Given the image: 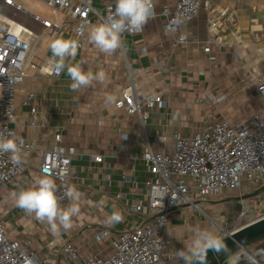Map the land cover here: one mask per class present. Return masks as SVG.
<instances>
[{
  "label": "crops",
  "instance_id": "obj_1",
  "mask_svg": "<svg viewBox=\"0 0 264 264\" xmlns=\"http://www.w3.org/2000/svg\"><path fill=\"white\" fill-rule=\"evenodd\" d=\"M108 1L94 0V4L103 8ZM210 1L214 10L226 7L236 14V21L222 32V40L212 45L215 61H210L204 51L212 12L202 9L188 24L189 42L175 44L174 35L164 31L165 17L161 14L165 7L173 8L175 0H155L156 16L141 33L123 34V48L111 55L101 53L89 40L91 27L98 23L88 28L84 46L78 48L75 58L66 62L79 64L84 71L91 70L94 74L103 70L106 81H93L91 86L72 91L66 70L61 76H53L48 70L53 62L52 40L59 36L76 40L75 21L69 17L66 28L51 34L32 13L15 10L2 0L0 14L15 21L16 29L20 24L32 32L31 62L36 65H28L26 79L17 85V113L11 126L20 136L34 140L39 149L24 158L23 170L14 180L0 185V214L8 235L20 240L40 259L47 258L45 264H68L62 246L69 240L77 245L82 257L98 252L107 256L113 251L112 241L118 231L143 222L144 214L133 212L130 205H146L148 168L143 154L148 143L156 151H170L176 131L190 133L224 120L238 124L262 107L256 87L264 74V0ZM43 32L51 40L41 38ZM127 62L137 69V89L160 95L166 102L165 107L149 109L144 125L138 115L129 114L117 105L121 89L130 80ZM30 92L39 93L34 118L25 103ZM109 96L114 99L108 101ZM174 113L178 118L173 117ZM57 133L62 134L65 143L76 147L70 185L80 193L76 201L80 213L73 217L71 230L54 235L47 223L16 207L13 193L33 186L41 176V155L55 144ZM93 155H101L102 161H94ZM249 189L251 192L255 187L245 181L234 191L246 194ZM227 198L212 197L205 202L229 201ZM69 203L66 199L61 206ZM254 207L204 206L211 212L208 215L203 209L189 205L174 208L162 232L166 241L165 259L183 264L176 252L190 244L195 229L212 228L218 235L213 219L224 222L242 208L251 212ZM223 208L225 214L221 213ZM113 211L121 213L122 220L108 225L107 218ZM103 228L111 229L112 235L96 241V234Z\"/></svg>",
  "mask_w": 264,
  "mask_h": 264
},
{
  "label": "built area",
  "instance_id": "obj_2",
  "mask_svg": "<svg viewBox=\"0 0 264 264\" xmlns=\"http://www.w3.org/2000/svg\"><path fill=\"white\" fill-rule=\"evenodd\" d=\"M15 10H23L14 0H3ZM46 4L62 11L74 22V35L79 47L85 43L86 33L95 22L102 23L114 12L115 0H109L103 8L94 4V0H44ZM153 0V17L156 16ZM204 9L212 12L209 19V36L204 51L210 61H215L212 45L222 40V32L236 21V14L229 8H212L210 0H175L173 8L165 7L161 14L165 17L164 31L174 35L175 44L189 42L187 27L190 21ZM51 34L59 33L68 21L52 22L49 19L32 14ZM152 17V18H153ZM143 31V30H142ZM127 35H135L138 33ZM32 34L26 28L17 30L0 14V134L13 137L18 144L22 141L20 159L13 160L11 153L0 154V185L14 180L23 170L24 158L39 148L34 140L20 136L11 126L17 113L16 88L26 79V69L31 62ZM123 48V39L122 46ZM128 61V60H127ZM53 62H51L52 66ZM130 74L129 82L121 89L117 105L129 114H136L146 124L149 109L155 106L165 107L166 102L160 95L142 93L137 89L135 75L137 69L127 62ZM42 69V68H41ZM53 76L52 67L48 70ZM257 94L262 98V107L248 119L238 124L220 121L208 128L195 129L190 133L176 131L174 145L170 151H156L148 143L143 154L144 164L148 168L145 183L148 187L146 205L131 204L133 212L144 214L141 224L118 231L112 241L113 251L105 256L94 253L82 257L77 245L69 240L63 243L64 260L68 264H177L165 259L166 241L163 228L171 210L178 206L189 205L200 211V202L217 196L224 189L238 190L247 181L255 188L264 184V74L258 80ZM39 93L30 92L25 99L34 118L37 112ZM178 118V114H173ZM31 125H35L34 119ZM127 137V136H125ZM165 139V137H164ZM76 147L63 141L62 134L55 135V144L45 150L40 159L39 173L56 180L59 194L70 185L73 173V157ZM94 161L101 162V155H93ZM126 177V176H123ZM66 199H62L64 201ZM257 206L254 207V209ZM247 209L237 214V218L246 216ZM234 230L221 227V234ZM112 235V230L103 228L95 236L96 241ZM245 252V251H244ZM243 252V253H244ZM242 253V254H243ZM253 253V252H252ZM240 254V255H242ZM255 260L244 259L239 264H264V250L253 253ZM229 264H237L239 256ZM47 258L40 259L36 252L29 250L18 239L11 238L0 214V264H45Z\"/></svg>",
  "mask_w": 264,
  "mask_h": 264
},
{
  "label": "clouds",
  "instance_id": "obj_3",
  "mask_svg": "<svg viewBox=\"0 0 264 264\" xmlns=\"http://www.w3.org/2000/svg\"><path fill=\"white\" fill-rule=\"evenodd\" d=\"M153 17V0H115L114 12L110 13L102 23L95 24L89 32V40L101 53L111 55L122 46V36L125 32L134 34L143 30V27ZM79 43L75 39H66L59 36L52 40L50 50L52 53V70L54 74H60L66 70L71 80L69 85L72 91L82 87H88L93 81L104 83L106 73L103 70L95 74L89 70L84 71L79 64H70L66 61L75 58ZM112 101L114 97H107ZM22 141L18 144L13 137L0 134V154L11 153L13 160L20 159ZM56 180L44 174L39 176L33 186L22 188L16 193V207L25 213L35 216L41 222L47 223L50 231L56 235L61 230L67 232L73 227V217L80 213V207L76 201L80 193L75 186H68L61 196ZM67 199L70 203L66 207L61 206V200ZM122 220L118 211H113L107 218V224L111 225ZM221 253L226 251L223 239L212 228H197L192 233V239L188 246L179 249L176 257L183 264H205L207 252Z\"/></svg>",
  "mask_w": 264,
  "mask_h": 264
},
{
  "label": "rangeland",
  "instance_id": "obj_4",
  "mask_svg": "<svg viewBox=\"0 0 264 264\" xmlns=\"http://www.w3.org/2000/svg\"><path fill=\"white\" fill-rule=\"evenodd\" d=\"M14 1L16 3L21 4L22 7L25 10H27L28 12H30L32 14H37L40 17L45 18V19L47 18V19L51 20L52 22L62 23L65 20L70 22V18L66 17L64 12L56 10V9L48 6L44 0H14ZM0 6H2V0H0ZM14 23H16V22L14 21ZM40 37L43 38L44 40H51V38H49V35L46 32L41 33ZM253 92H254V90H253ZM242 121L243 120H241L239 122H242ZM236 123H238V122H236ZM226 190H228V191H226ZM224 192L218 194L217 196H214L213 198L218 199L222 196L234 197V196L242 195V194H238V192H236L234 190L229 191V189H225ZM249 192H250V189H249ZM199 205L207 213V215L211 214V212L208 211L207 209H204V206H257L251 212H247L246 216H243L239 219L236 216L244 208H242L241 210L236 212L235 216H233L232 219H230V220H226L225 218H224L225 219L224 222L218 221L216 219H213V221L211 220L212 224L215 225V227L218 231V235H220V237L225 236V234H221V232H220L221 227H223L225 229H230L232 231V230H235L241 226H244L245 224L253 222L254 220H257L261 217H264V193L261 194V196L258 195L256 197L247 198V199H244L241 201L229 200V201H222V202H214L213 204H210L208 202H200ZM221 213L225 214L226 208H223V212H221ZM260 250H264V242H259V243H256V244L248 247V251L253 252V253L259 252ZM244 251L245 250H243L240 254H242ZM245 262H246V260L243 261L242 263H245Z\"/></svg>",
  "mask_w": 264,
  "mask_h": 264
},
{
  "label": "water",
  "instance_id": "obj_5",
  "mask_svg": "<svg viewBox=\"0 0 264 264\" xmlns=\"http://www.w3.org/2000/svg\"><path fill=\"white\" fill-rule=\"evenodd\" d=\"M263 193L264 184L249 193L228 197L227 199L244 200ZM221 238L226 245V251L218 254L210 250L206 254L205 264H229L230 261H232L234 257L240 255L243 250L248 251L249 246L264 241V217L245 224L244 226L235 229L233 232H228ZM243 260L244 258L238 260L236 263L239 264Z\"/></svg>",
  "mask_w": 264,
  "mask_h": 264
},
{
  "label": "bare ground",
  "instance_id": "obj_6",
  "mask_svg": "<svg viewBox=\"0 0 264 264\" xmlns=\"http://www.w3.org/2000/svg\"><path fill=\"white\" fill-rule=\"evenodd\" d=\"M8 24L14 25V21L9 19L7 20ZM17 30H23V27L19 24L17 27ZM246 258V259H251L255 260L257 258V255H254L252 252L245 250V252L239 256V259Z\"/></svg>",
  "mask_w": 264,
  "mask_h": 264
},
{
  "label": "trees",
  "instance_id": "obj_7",
  "mask_svg": "<svg viewBox=\"0 0 264 264\" xmlns=\"http://www.w3.org/2000/svg\"><path fill=\"white\" fill-rule=\"evenodd\" d=\"M262 242H264V241H262Z\"/></svg>",
  "mask_w": 264,
  "mask_h": 264
}]
</instances>
